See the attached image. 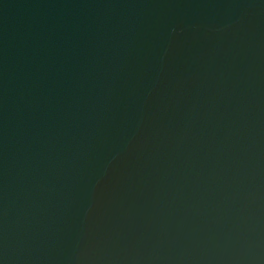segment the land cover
Wrapping results in <instances>:
<instances>
[{
  "label": "water",
  "instance_id": "95a60500",
  "mask_svg": "<svg viewBox=\"0 0 264 264\" xmlns=\"http://www.w3.org/2000/svg\"><path fill=\"white\" fill-rule=\"evenodd\" d=\"M0 264H264V0H0Z\"/></svg>",
  "mask_w": 264,
  "mask_h": 264
}]
</instances>
